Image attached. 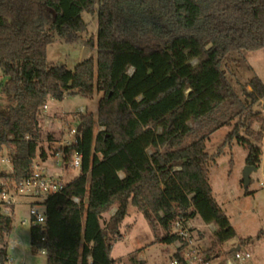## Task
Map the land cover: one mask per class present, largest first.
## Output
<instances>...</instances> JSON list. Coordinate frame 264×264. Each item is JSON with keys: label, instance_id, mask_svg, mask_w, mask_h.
<instances>
[{"label": "trees", "instance_id": "obj_1", "mask_svg": "<svg viewBox=\"0 0 264 264\" xmlns=\"http://www.w3.org/2000/svg\"><path fill=\"white\" fill-rule=\"evenodd\" d=\"M95 3V58L72 70L49 62L52 31L73 41L85 29L82 13ZM263 47L264 0H0V158L11 166L0 169V193L30 176L35 158L53 155L51 132L42 145L48 99L100 93L96 113H74L81 127L65 159L81 154V171L42 202L43 224L30 218V250L44 251L46 264H114L111 246L122 237L131 204L154 231L151 243L180 244L171 257L179 264H188L187 240L171 232L173 223L198 216L213 224L202 254L219 260L235 230L213 197L208 163L233 141L247 151L246 165L261 162L264 114L254 106L264 83L257 75L242 83L235 54ZM232 121L223 143L208 153L210 134ZM2 205L6 264L12 219ZM142 248L129 253L127 264H145L137 258Z\"/></svg>", "mask_w": 264, "mask_h": 264}, {"label": "rangeland", "instance_id": "obj_2", "mask_svg": "<svg viewBox=\"0 0 264 264\" xmlns=\"http://www.w3.org/2000/svg\"><path fill=\"white\" fill-rule=\"evenodd\" d=\"M98 4L95 3L90 9L82 13L85 23L83 32L76 34L73 41H66L62 36L53 30V41L47 46L46 56L51 63L64 65L72 70L74 66L88 58H95L96 35H97V12ZM239 62L238 79L245 81L252 75H257L264 83V47L254 51L243 50L236 53ZM1 74V72H0ZM3 77H0L1 82ZM0 82V83H1ZM247 89H249L247 87ZM100 93L94 91L91 98H85L78 93H65L62 100L48 99L49 106L47 113L43 111L42 120V145L45 147L46 133L51 132L53 137L59 140H70L73 136L68 135V129L78 126L77 118H72L75 112L80 110L96 113ZM4 103L0 94V106ZM264 114V98L254 106ZM50 113V114H48ZM63 114L66 119H61ZM50 123L51 130L45 124ZM66 123V124H65ZM231 125H223L210 134L205 142V149L208 153H214L223 143L225 136L230 131ZM101 127H95V132ZM257 130L258 126H254ZM59 144H53L57 147ZM261 148V162L255 171L250 174V181L246 188L243 186V171L247 151L236 141L226 143L219 156L208 163V179L215 201L227 215L235 235L224 242L221 246L219 260L213 264H220L229 256L237 245L250 254V259L244 264H264V135L259 143ZM54 157H49L47 165H51ZM8 164L0 162V169L8 171ZM76 174L75 170L64 174L70 178ZM263 183V184H262ZM34 199L25 196H17L14 204L7 206L12 219V228L7 235L8 258L11 260L6 264H46V256L42 252L30 250V213L29 204ZM42 212V205L36 206ZM113 205L109 211L103 214L102 223L108 221L112 215ZM22 220H25L22 222ZM192 229L193 241L191 244L199 246L203 251L211 245L212 228L205 224L198 216L189 220ZM122 237L112 243L110 256L120 264L128 263L129 253L142 248L145 264H170L178 242L151 243L155 239L154 231L151 229L142 211L137 210L131 204L127 206V214L120 227ZM157 236L161 237L163 231L158 228ZM12 240L19 243L12 245ZM189 264H195L193 262Z\"/></svg>", "mask_w": 264, "mask_h": 264}, {"label": "built area", "instance_id": "obj_3", "mask_svg": "<svg viewBox=\"0 0 264 264\" xmlns=\"http://www.w3.org/2000/svg\"><path fill=\"white\" fill-rule=\"evenodd\" d=\"M1 82V80H0ZM43 111L47 110V105H43ZM83 110H80V112ZM67 115L63 114L61 119H66ZM72 118H76V115L73 114ZM66 124V123H65ZM68 135L73 136L70 140H57L54 143L59 144L57 147L54 146V152L52 157H54V161H52L51 165H47V161L49 160V156L46 160H41L38 157L35 158L32 162L31 168L32 173L30 176L20 180L18 183L14 184L12 190L6 191L3 190L0 193V200L3 202L1 206V210L4 214L9 215V210L7 206L14 204V199L17 196H25L33 198L34 201L29 206L30 218H33V223L43 224L45 220V216L43 211L40 212L36 206L42 205V202L53 193L60 192L66 183L74 178H76L81 171L82 165V155L79 153H73L70 155L68 160L65 159L66 151L65 146L71 145L76 142V137L79 131L77 127L69 128ZM53 143V144H54ZM1 163H9L8 158L6 156L0 158ZM75 170L76 174L70 178H65L64 174L68 171ZM263 184V183H262ZM264 185V184H263ZM75 202H78L77 197H73ZM43 207V206H42ZM25 220H22L24 222ZM171 232L176 233L181 239L187 240V246L184 250V259L189 264L191 262L195 264H213L212 261L206 260L200 250L199 246H194L192 243V230L189 226L188 221H181L177 219L173 225ZM19 242L16 240H12V245H16ZM180 244L178 243V246ZM44 253V251H42ZM250 259L249 252L239 248L237 250H233L229 256L224 259L223 264H244L245 261ZM11 261L8 258L9 262ZM114 264H120L118 262H114ZM170 264H179V260L173 258L170 260Z\"/></svg>", "mask_w": 264, "mask_h": 264}, {"label": "water", "instance_id": "obj_4", "mask_svg": "<svg viewBox=\"0 0 264 264\" xmlns=\"http://www.w3.org/2000/svg\"><path fill=\"white\" fill-rule=\"evenodd\" d=\"M80 124H78L77 126V130H80ZM256 167L254 166H250V165H245L244 171H243V186L244 188L247 187V185L249 184L250 181V174L251 172L255 171ZM239 249V247H237L235 250Z\"/></svg>", "mask_w": 264, "mask_h": 264}, {"label": "crops", "instance_id": "obj_5", "mask_svg": "<svg viewBox=\"0 0 264 264\" xmlns=\"http://www.w3.org/2000/svg\"><path fill=\"white\" fill-rule=\"evenodd\" d=\"M0 77H3L1 74H0ZM2 79H4V78H2ZM49 109V106H47V110ZM47 110L45 111L46 113H47ZM48 114H50V113H48ZM45 128H49L50 130H51V127H50V123L48 124H45V126H44ZM5 164H8V166H9V168L7 169L8 171H10L11 170V166H10V164L9 163H5ZM32 202H30V204H31ZM30 204H29V206H30ZM115 210H116V208H113V212H112V214L115 212ZM211 228H212V231L214 230V225L213 224H208ZM237 247H239V245H237ZM236 247V248H237ZM240 248V247H239ZM137 258L138 259H140V260H143V261H145V259H143V253H142V251H139L138 252V254H137ZM217 264V263H216Z\"/></svg>", "mask_w": 264, "mask_h": 264}]
</instances>
